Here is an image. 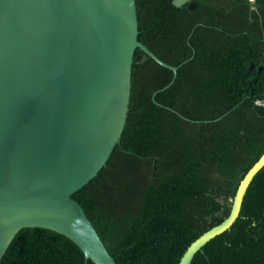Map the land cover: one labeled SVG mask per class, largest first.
<instances>
[{
    "label": "trees",
    "instance_id": "trees-1",
    "mask_svg": "<svg viewBox=\"0 0 264 264\" xmlns=\"http://www.w3.org/2000/svg\"><path fill=\"white\" fill-rule=\"evenodd\" d=\"M173 1L135 6L138 41L176 72L134 51L120 142L72 195L116 264H178L264 153V0ZM0 264L93 263L66 237L25 228ZM191 264H264V166Z\"/></svg>",
    "mask_w": 264,
    "mask_h": 264
},
{
    "label": "water",
    "instance_id": "water-1",
    "mask_svg": "<svg viewBox=\"0 0 264 264\" xmlns=\"http://www.w3.org/2000/svg\"><path fill=\"white\" fill-rule=\"evenodd\" d=\"M136 49L176 72L138 41L135 0H0V260L21 229L43 228L93 264H116L72 195L120 142ZM263 166L264 153L240 180L229 215L178 264L231 227Z\"/></svg>",
    "mask_w": 264,
    "mask_h": 264
},
{
    "label": "built area",
    "instance_id": "built-area-1",
    "mask_svg": "<svg viewBox=\"0 0 264 264\" xmlns=\"http://www.w3.org/2000/svg\"><path fill=\"white\" fill-rule=\"evenodd\" d=\"M247 2H249L250 4H253L255 2V0H246ZM257 105H264V101H256Z\"/></svg>",
    "mask_w": 264,
    "mask_h": 264
}]
</instances>
